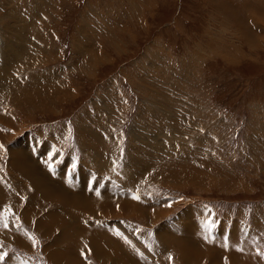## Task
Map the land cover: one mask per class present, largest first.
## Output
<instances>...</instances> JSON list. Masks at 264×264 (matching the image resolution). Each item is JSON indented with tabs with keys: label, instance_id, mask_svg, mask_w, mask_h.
Returning <instances> with one entry per match:
<instances>
[{
	"label": "rangeland",
	"instance_id": "obj_1",
	"mask_svg": "<svg viewBox=\"0 0 264 264\" xmlns=\"http://www.w3.org/2000/svg\"><path fill=\"white\" fill-rule=\"evenodd\" d=\"M2 60L0 264H264V0H0Z\"/></svg>",
	"mask_w": 264,
	"mask_h": 264
},
{
	"label": "bare ground",
	"instance_id": "obj_2",
	"mask_svg": "<svg viewBox=\"0 0 264 264\" xmlns=\"http://www.w3.org/2000/svg\"><path fill=\"white\" fill-rule=\"evenodd\" d=\"M11 49V48H10ZM15 54H13V53H8L7 52V54H4V59H6L8 62H10V60H12V59H14L13 58V56H14ZM4 65V63H3V60H2V62L0 63V67L1 66H3ZM7 67V66H6ZM6 70H7V68H6ZM1 76V75H0ZM10 81V80H9ZM6 87V86H5ZM17 101V100H16ZM97 140V139H96ZM20 142V141H19ZM24 143V142H23ZM22 143V144H23ZM16 144V143H15ZM23 146V145H22ZM22 146H19V145H14V148H13V151H15V153L14 154H16V155H13L12 153H11V155H10V159H9V162H11L14 166H15V168H17L19 171H21L22 172V170L24 171V169H22L21 170V168L19 167L20 165H22L23 164V162H24V160L27 158H24L22 155H23V153H21V149H22ZM93 146H94V144H93ZM12 150V149H11ZM26 151V150H25ZM29 157V156H28ZM97 158V157H96ZM35 165V164H34ZM33 165V166H34ZM27 166V165H26ZM25 166V167H26ZM32 167V166H31ZM30 168V167H29ZM27 169H28V167H27ZM31 169V168H30ZM39 169V168H38ZM37 171V170H36ZM25 172V174H27L26 173V171H24ZM61 174V173H60ZM60 177V176H59ZM61 180V179H60ZM35 182H37V181H35ZM40 184V183H39ZM45 185V184H44ZM46 189H47V187H46ZM49 189H50V187H49ZM49 194H50V192H49ZM52 195V194H51ZM58 195V194H57ZM76 195V194H75ZM55 196V195H54ZM59 196V195H58ZM102 196V195H101ZM104 197V196H103ZM51 199V198H50ZM64 199H66V197L64 198ZM67 200H68V198H67ZM67 200H64L65 202L67 201ZM78 200V199H77ZM76 200V201H77ZM100 202V201H99ZM78 204V203H77ZM77 204H76V206H77ZM82 207V205H80V204H78V207ZM104 206V205H103ZM83 209V208H82ZM50 216V215H49ZM190 221V220H189ZM191 226V225H190ZM176 232V231H175Z\"/></svg>",
	"mask_w": 264,
	"mask_h": 264
},
{
	"label": "snow or ice",
	"instance_id": "obj_3",
	"mask_svg": "<svg viewBox=\"0 0 264 264\" xmlns=\"http://www.w3.org/2000/svg\"><path fill=\"white\" fill-rule=\"evenodd\" d=\"M3 148V145H0V149ZM52 158V153H49V159ZM49 167V169H51V165L48 164L47 165ZM73 167H75V165H73ZM134 198H137V197H134ZM10 214V212H9ZM0 224H2V226L7 229L8 228V223L7 221L3 218V214H0ZM17 227H19V225H16ZM209 231H211V229L209 228ZM117 235H120L119 232L116 233ZM28 239L32 241L33 243V246L36 245V240L31 236V235H28ZM127 242V241H126ZM85 248H87V245H85ZM257 255H259L262 259H264V253H261L259 251H257ZM7 256V253H0V262H3L5 257ZM81 256H85V252L84 251H81ZM173 257L171 256V254L168 256V260L171 264V261H172ZM88 264H91V262L89 261Z\"/></svg>",
	"mask_w": 264,
	"mask_h": 264
},
{
	"label": "crops",
	"instance_id": "obj_4",
	"mask_svg": "<svg viewBox=\"0 0 264 264\" xmlns=\"http://www.w3.org/2000/svg\"><path fill=\"white\" fill-rule=\"evenodd\" d=\"M222 245V244H221ZM223 246V245H222Z\"/></svg>",
	"mask_w": 264,
	"mask_h": 264
}]
</instances>
